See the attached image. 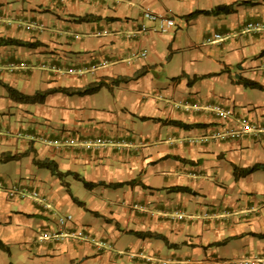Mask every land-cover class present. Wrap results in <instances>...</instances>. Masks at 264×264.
<instances>
[{
	"label": "crops",
	"instance_id": "1",
	"mask_svg": "<svg viewBox=\"0 0 264 264\" xmlns=\"http://www.w3.org/2000/svg\"><path fill=\"white\" fill-rule=\"evenodd\" d=\"M217 5L232 12L186 18ZM145 9L172 16L175 28L138 33L141 23L152 26L141 18ZM0 37L39 44L0 46V81L24 94L105 84L90 95L50 94L42 104L13 102L0 86V157L27 153L0 162V181L30 182L44 197L8 199L0 191V241L8 249H0V264L264 256V170L233 173L264 164V139L224 137L241 120L264 126V90L238 84L244 78L264 89V0H0ZM215 106L232 109V117H219ZM70 134L89 148L66 145ZM33 159L53 160L89 182L129 184L98 186L81 203L72 190L77 180L67 176L64 185ZM65 214L72 221L61 227L56 220Z\"/></svg>",
	"mask_w": 264,
	"mask_h": 264
},
{
	"label": "trees",
	"instance_id": "2",
	"mask_svg": "<svg viewBox=\"0 0 264 264\" xmlns=\"http://www.w3.org/2000/svg\"><path fill=\"white\" fill-rule=\"evenodd\" d=\"M244 2L248 3V4H252L248 1H244ZM230 12H232V5H217V6L211 8L209 10H194L191 13L187 14L186 18L192 19L198 15L217 16V15H221V14H228ZM83 19L84 18L78 19V20L81 21ZM37 45H39L37 42H25V41H21L19 39L0 37V46H17V47L33 48ZM141 74H142V72L137 73L132 78H137ZM199 78L200 77H194L192 80H196ZM128 80H130V78H123L120 81L127 82ZM238 84H241L243 87H246V88H252V89H257V90H261V91L264 90L261 85L255 83L253 81H249L247 79H244V78L238 79ZM0 86H2L5 89L8 98L10 100H12L13 102L22 103V104H42L45 101L46 97L50 94L61 93V94L66 95V96L90 95V94L97 92L100 88L105 86V84L103 82H95V83L88 84L84 88H75V89L74 88H65V87H55V88H49V89H46L43 91H35L32 94H24V93L18 91L17 89H15L11 86H8L5 83H2L1 81H0ZM156 121L163 122L165 124H169V125H173V126H177L179 128H183V129H188V128L197 126V125H185V124H182V123L177 122V121H161L158 119H156ZM26 154H27L26 152L18 154V155H15V154L14 155H5L4 154V155H1L0 162L13 161V160H16V158H18V157L26 156ZM172 158L179 159L178 157H172ZM32 162L36 167L48 170L52 176L56 177L64 185H65L64 178L67 176H71L74 180L81 182L83 184L84 188H86L88 190H92L98 186L115 189V188L121 187L123 185L129 184V183H104L101 181L89 182V181H86L83 178L79 177L78 174H76V173H72L69 171H66V172L59 171L57 164L53 160H50V159H43V160L33 159ZM257 170H264V164L256 163L250 167L242 168V169L234 166L233 167L234 178L246 176V175H248L254 171H257ZM170 190L172 192H182V193L193 194V191H191L190 189H188L187 187H184V186H174V187H171ZM134 236H136L138 238H142V239H144L146 237H156V238L162 239L161 236L154 234V233H149V232H143V233L134 232ZM0 249L5 251V252H8L7 247H5L1 241H0Z\"/></svg>",
	"mask_w": 264,
	"mask_h": 264
},
{
	"label": "built area",
	"instance_id": "3",
	"mask_svg": "<svg viewBox=\"0 0 264 264\" xmlns=\"http://www.w3.org/2000/svg\"><path fill=\"white\" fill-rule=\"evenodd\" d=\"M60 2H65L67 0H59ZM141 18L145 21H148L152 23V26H146L145 24L141 23L138 26V33L140 34H147V33H159L164 34L168 31L175 28L176 23L172 16L168 15H159L156 14L148 9H145L141 13ZM246 28H253V29H260L259 23H247ZM214 39H220V35L216 34L213 36ZM207 42L210 41V39H206ZM145 52L142 51L140 53V56H144ZM218 116L222 118H228L232 117L233 111L232 109H223L222 107L215 106L214 107ZM243 135H250L253 139L259 140L264 139V126L259 125L257 123H253L248 120H241L239 122V126L237 129H232L229 131H226L224 134L225 138L228 139H236ZM42 138V137H41ZM103 140L100 138H97L95 142L97 144H101ZM57 141H54V143H57ZM64 142L66 145L69 146H77V145H86L85 148H89V144H87L81 137L77 136H68L64 139ZM0 190H2L5 193V196L8 199H23L25 197H31L38 201H43L44 197L41 192H39L36 188H34L30 182H15L11 184H5L2 181H0ZM72 221V217L69 214H65L62 216H58L56 223L63 227L68 222ZM83 231L77 232V236L84 237ZM49 235L47 233L42 234V238H47ZM215 264H264V256L259 255H251L246 257H241L237 259H227L218 261Z\"/></svg>",
	"mask_w": 264,
	"mask_h": 264
},
{
	"label": "rangeland",
	"instance_id": "4",
	"mask_svg": "<svg viewBox=\"0 0 264 264\" xmlns=\"http://www.w3.org/2000/svg\"><path fill=\"white\" fill-rule=\"evenodd\" d=\"M43 136V135H42ZM37 138V139H36ZM36 138H32V140L34 139V140H36V141H38V140H40V139H38V137H36ZM69 146V145H68ZM72 147V146H71ZM14 161V160H13ZM8 162H12V161H8ZM9 175H11V180H14V181H17V179L19 178L18 177V175H16L15 173H13V170L11 171V172H9L8 173ZM22 176H25V175H22ZM69 177V176H68ZM69 179H71L70 177H69ZM72 180V179H71ZM71 183H72V190H73V193L75 194V196H77V198L79 199V201L82 203V201L84 200L83 198H86L87 197V195H89L90 194V192L89 191H92V190H88V189H86V188H84V186H83V184L81 183V182H73V180L71 181ZM7 184V183H6ZM11 184V183H10ZM97 188V187H96ZM1 192H2V190H0ZM63 194L66 196L67 195V193L64 191L63 192ZM68 196V195H67ZM96 197H98L97 195H96ZM75 201H76V199H75ZM78 201V202H79ZM74 205H76V203H73ZM64 212H66V211H64Z\"/></svg>",
	"mask_w": 264,
	"mask_h": 264
},
{
	"label": "clouds",
	"instance_id": "5",
	"mask_svg": "<svg viewBox=\"0 0 264 264\" xmlns=\"http://www.w3.org/2000/svg\"><path fill=\"white\" fill-rule=\"evenodd\" d=\"M70 136H73L72 134H70ZM43 138V137H42Z\"/></svg>",
	"mask_w": 264,
	"mask_h": 264
}]
</instances>
